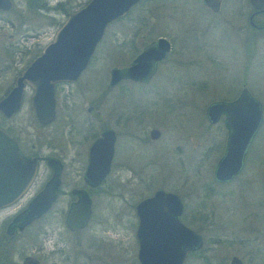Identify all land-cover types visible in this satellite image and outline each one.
Instances as JSON below:
<instances>
[{"label":"rangeland","instance_id":"rangeland-1","mask_svg":"<svg viewBox=\"0 0 264 264\" xmlns=\"http://www.w3.org/2000/svg\"><path fill=\"white\" fill-rule=\"evenodd\" d=\"M43 1L47 8L29 9L24 2L15 0L11 10L0 12V97L13 84L18 72L52 40L66 15L79 9L87 0ZM57 3L63 4L64 11L56 6ZM237 4L234 0H226L220 10L212 14L201 5L200 0H143L124 17L106 26L88 67L79 79L68 87L57 88L55 101L59 111L53 123L36 131L29 106L32 91L28 87L24 89L20 110L7 121L0 116V128L12 127L13 134L18 128L25 127L29 134L27 144H40L43 153L54 151L61 157L64 164L61 188L64 191L81 183L83 156L80 133L85 123L87 103L92 102L108 110L134 101L137 108L145 110L141 117L136 118L137 123H141L137 124V130L154 124L161 130L158 141L137 146V153L131 156L136 165L126 162L132 171L116 166L111 169L100 187V193L94 195L90 225L79 233L75 242L63 231L62 218L67 205L60 197L44 221L48 238L43 250V264L54 261L57 264H72L64 261L58 250L51 252L53 244L57 249L61 246V251L67 253H71L69 249L77 250L76 246L80 245L87 254L97 256L98 263L94 264H127L129 248L135 244L133 202L149 195L155 188L163 187L179 194L186 193V196L188 193L185 199L188 209L193 198L197 195L202 197L200 194L210 190L213 187L210 166L214 164L216 154H205L211 140L220 135L207 130L204 108L210 101L234 97L242 83L263 107L261 137L249 152L246 163L256 165L258 161L260 167L256 172L248 171V167L232 182L231 188L235 191H228L225 195L210 194L206 207L215 214L217 223L227 228L218 227L229 242L214 245V254L221 258L232 254L245 256L243 247L232 240L239 236L250 239V234L235 231L233 227L243 228L246 224L261 227L263 223L264 32L248 29L246 16L249 7L237 12ZM158 36L167 38L172 49L151 82L145 87L124 83L122 86L129 87L128 90L125 88L123 92L121 87H116L101 98L109 69L125 65L145 42ZM67 92L70 96L64 97ZM65 100L71 104L72 138L67 133L68 127L63 126L65 115L61 107ZM197 130L204 135L200 134L195 141L193 138ZM65 138H71L72 143H65ZM48 144L50 147H47ZM176 144L185 148L183 169L176 161ZM126 149L125 140L118 139L116 160L122 158L125 152L130 156ZM192 154L194 157H191ZM197 158H201L200 164L204 165L194 170L190 164ZM38 171L42 179L45 172L43 163H39ZM21 205L22 202H18L7 208L5 213H12ZM247 212L252 214L250 219L245 217L249 216ZM32 232L30 229L19 240L12 242L13 252L23 245L26 254L33 253L31 244L37 238ZM209 235L204 233L206 244ZM107 255H114L112 263ZM81 260L78 258L76 261L80 263Z\"/></svg>","mask_w":264,"mask_h":264},{"label":"water","instance_id":"water-1","mask_svg":"<svg viewBox=\"0 0 264 264\" xmlns=\"http://www.w3.org/2000/svg\"><path fill=\"white\" fill-rule=\"evenodd\" d=\"M141 0H88L79 9L69 12L63 23L55 31L53 38L27 66L15 76L13 85L0 98V114L10 117L20 106L25 87L31 89L30 109L40 124H48L54 119V86L58 82L77 80L87 67L96 45L103 36L106 26L126 15ZM219 0H202L212 11L218 9ZM257 9L261 0H250ZM10 0H0V10H7ZM255 13V12H254ZM169 51V42L159 36L144 45L127 66L111 67L108 71L107 88L118 81L127 79L147 83L155 70V65ZM242 109V130L239 142L229 145L217 162L214 170L216 180H228L240 168L242 154L247 141L261 121L259 102L246 87L239 97L231 102L216 101L209 104L205 114L214 119V110ZM88 111L95 117L98 113L92 107ZM236 126V123L235 125ZM152 137L156 129L150 131ZM231 141H236L232 139ZM113 132L106 130L89 149V161L84 172L85 181L99 184L109 171L113 151ZM103 153L102 158L100 153ZM52 176L45 187L21 211L15 224L23 225L37 218L49 208L54 199V189L58 184L61 168L59 160L46 157ZM36 164L32 158H25L16 147L12 136L0 129V208L15 201L30 185ZM78 200L71 203L65 216V225L70 230L80 229L87 223L90 201L81 189H74ZM181 203L177 195L156 190L151 196L142 198L134 206L136 216L135 239L137 242L138 264H181L185 253L200 244V237L183 226L177 219ZM154 255H158L154 257ZM238 260L232 259V264ZM22 264H38L30 256Z\"/></svg>","mask_w":264,"mask_h":264},{"label":"flooded vegetation","instance_id":"flooded-vegetation-1","mask_svg":"<svg viewBox=\"0 0 264 264\" xmlns=\"http://www.w3.org/2000/svg\"><path fill=\"white\" fill-rule=\"evenodd\" d=\"M19 1L24 2L25 6L29 9L47 8V4L43 0H19ZM225 1L226 0H219L218 1V9L216 11H212L210 8H208L206 5L203 4L202 0H200L201 5L204 6L207 10H209L212 14L217 13ZM234 1L236 3H238L237 4V7H238L237 12H240L242 10V8L249 7V11L247 12V16H246V22H247L248 29L254 30V32L255 31L264 32V0H261V3L257 9L253 8L250 0H234ZM14 2H15V0H10L9 8L7 10H0V12H8L9 10H11ZM57 5L59 6V8H61L63 10V4L62 3H57L56 6ZM155 39H152L150 41L145 42L142 45V47L144 45L152 42ZM167 41L169 42V51L163 59H161L160 61H158L156 63L153 75L151 76V78L149 79V81L147 83H139V82L123 79V80L118 81L116 84H114L110 88H107V84H106L105 90H102L100 97L105 98L108 95V93L116 87L117 88L121 87L123 92H124L125 88H127V90H128L129 87L122 86L124 83H131V84L143 86V87L147 86L151 82V80L154 78V76L156 75L159 66L167 60L169 54L171 53V49H172L171 42L168 39H167ZM142 47L140 48V50L142 49ZM0 49H2V44H1ZM140 50H137L136 53H134L133 57L125 65H122V66H127L130 63V61L134 58V56ZM88 65H89V63H88ZM88 65H87V67H88ZM122 66H112V67H122ZM19 73L20 72H18V74ZM80 75H79V77H80ZM79 77L77 78V80L79 79ZM77 80L72 81V82H58L55 84V86H54V112H55V114H54V119L52 122H50L48 124H40L35 119L34 114H33L32 110L30 109L32 112V115H33V119H34L33 122L35 123L34 127H36V131L38 129H43L44 127L53 123L57 119V115H58L57 112L59 111V110L57 111V104L55 101L56 94H57V88L59 86L68 87L70 84L76 82ZM107 81H108V79H107ZM10 87L4 91L2 96H4L7 93V91L10 89ZM243 87H246L245 83L241 84V87L238 90V92L235 91V93L236 92L237 93L236 94L234 93L235 94L234 97L210 101L204 108V117H205V121H206L207 130L208 129L211 130L214 135L215 134L220 135L219 138L211 140L210 144L207 146V152L205 154V156H207V154L209 152L216 154L214 157V158H216L215 162L213 165L210 166V170H211V174H212V181L211 182L213 184V187L209 188L210 190H208L207 192H203L202 194H200L202 197H199L197 195L198 197L196 196V198H193V200L190 204V207L188 209H187V206L185 204V201H186L185 199H186V197L189 196L188 193L186 196V193L185 194H182V193L179 194V193H176L175 191L166 190L163 187L155 188L149 195L141 197L140 199L133 202V204H132L133 214L135 216V213H134L135 204L139 200H141L142 198L151 196L156 190L161 189L163 191L171 192V193H174L175 195H177V197L179 198V201L181 203V210H180V213L177 215L178 221L183 226H185L186 228H188L189 230H191L193 233H195L196 235H198L200 237V244L197 247H194L193 249H190L185 253L181 264H186V263H192V264H232L233 258H236L238 260L235 264H264V176L263 177L261 176V179H262L261 184H262V189H263V212H262L263 213V223H262V226L260 227V225L258 226V225H254V224H251V225L246 224V226L243 228L233 227V229L235 231L241 230L243 233H245V235L250 234V239H248L247 237L239 236L235 240H232L234 243L243 247V249L245 251V256H239L237 254H232L229 257L221 258V257L216 256L214 254V250H215L213 248L214 245H216L219 242H229V241L226 238L227 236H225L226 234L224 235L221 231L218 230V227L219 228H222V226L224 228H226V227L223 224H218L217 220L215 219V214L213 212H211L212 211L211 209H208L206 207V205L208 204L209 198H210L209 197L210 194L216 193L217 195H219V194L225 195L228 191L231 192L233 190L231 188L232 182H234L243 172H245V170L248 167H249L248 171H250V172H256L259 170L258 167H260L259 166L260 164L258 161H257L258 164H256V165L255 164H251V165L246 164L249 152L253 149L258 138L261 137L260 136V134H261L260 130L262 128V122H263L262 104L254 96H252V94L247 89L249 94L259 102V105L261 108V115H262L261 121H260L258 127L256 128V130L254 131V133L251 135V137L247 141V144H246L245 149H244L243 154H242L241 165H240L239 170L234 175H232L228 180H216L214 178V170L216 168L217 162L219 161V159L222 157V155L226 151V148L229 145L233 146L239 142V140H238L240 137L239 131L244 129L243 125L241 123L243 120L242 114L244 113V111L242 109H235L234 111L230 110L228 112L225 110H214V112L212 113L214 115V119H209L205 114V109L212 102L224 101L226 103H231V102L235 101L239 97L240 92L243 89ZM23 93H24V91H23ZM69 93L70 92H67L66 94H64V97H68V95L70 96ZM118 95L120 96V94H118ZM166 102L171 103V101H166ZM21 103H22V101H21ZM29 106H30V103H29ZM70 106H71V104L67 100H65L63 102V107H61V108H62L64 115H65L63 126L68 127L67 133L69 134V137L72 138V137H74V132H73L74 129H73L72 118L69 116L70 115L69 114L70 113L69 112ZM88 107H92L93 110L98 113L97 117L93 116L88 111ZM19 110H20V108H19ZM85 112H86V117H84L85 123H83L82 132L80 133V135L82 137V140H81L82 154L81 155L83 156V161L81 163L82 164V172L80 175L81 183L78 186H74V187L70 188L69 191H64L61 188V183H62L61 179H62L64 164H63V161L61 160V157L59 155L55 154L54 151L48 152V153H43L41 148H40V144L36 145L35 143H31V142L29 144H27L28 143L27 135H29V134L26 132L25 127L18 128L17 131H15V132L13 131L14 132L13 134L11 131V130H13L12 127L4 128V129L0 128L14 138V140L16 142V147L21 152V154L25 158H32L33 160H35V164H36L34 177L31 181L30 185L27 187V189L11 204L0 208V216H2L0 218V264H22L23 259L26 256H30V257L35 258L38 261V264H43V259H42V258H44L43 250H45V240L48 238V234H47L48 230L45 229V227L47 225L45 224L44 221H46V218L51 213L54 204L60 199L61 196L64 198V202L67 205L66 210L64 211V214H63V218H62V225L64 226L63 231L67 232V234H69L71 236V238H72L71 240L73 242H75V240L78 239L77 236L79 235V233H81L85 228H87L90 225L91 217L93 215L92 204L94 201L93 199L95 197L94 195L95 194L97 195L100 193V191H101L100 187L102 186L106 177L109 175L111 169H113L114 166H116L122 170L132 171V168L129 167L126 162L134 163L136 165L135 161H131V156L132 155L134 156L135 152L137 153V151H136L137 146L141 145V144H146V145L152 144L153 142L158 141L161 137L160 127L154 126L155 125L154 123H151L154 125H150L146 129L144 127L142 130H141V128L139 130H137V124H141V123H137L136 118L141 117L145 113V110L142 109L141 107L137 108L134 101L133 102H127L126 104L123 103V104L115 105L114 107H111V109H108V110H104L102 107L97 106L95 103L89 102V103H87V105L85 107ZM16 113L11 115L10 117H5L2 114H0V116L4 120L7 121V120L11 119L12 116H14ZM235 123H236V126H234ZM152 129H156L158 131V133L153 135V137L150 133V131ZM106 130H111L113 132V144H112L113 145V151H112L111 159L109 162V171L106 174V176L104 177V179L99 184L91 185V183L89 181H85V179H84V172H85L86 166H87L88 161H89V149H90L91 144L101 136L102 132H104ZM139 132H141V134H139ZM21 134L24 136L22 137ZM200 134L204 135V132L199 133V130H197L195 133V136H194L195 138H193V139H195V141H197L199 139V136H201ZM71 138L69 140H67L65 138L67 140L65 143H68L69 141L71 142ZM118 139L125 140V146L127 147L126 150H128L129 154H130L129 157L126 155V152H125V154L123 155L122 158H120L119 160H116V158H115V145H116V142L118 141ZM232 139H235L236 141H231ZM181 145L182 144H176L174 150L175 151L177 150L176 151V154H177L176 161L179 164V167H181L183 169L184 168V162H185V160H184L185 159V154H184L185 148L183 146L181 147ZM194 145L197 147L198 143L195 142ZM47 147H50V144H48ZM64 148H66V145H64ZM102 156H103V153L101 151L100 157L102 158ZM192 156L194 157V154H192L191 157ZM46 157L56 158L57 160H59L60 165H61V168H60V171H59V174L57 177L59 182L54 189V199H53L51 205L49 206V208L47 210H45L43 213H41L37 218L32 219L31 221L27 222L26 224L16 225L15 219H16L17 215L26 208L28 203L45 187V185L51 179L52 171H51V168L46 164V160H45ZM200 159L201 158H197V159L191 161L190 165H192V168L194 170L195 169L197 170V169H199L200 166L204 165V164H200ZM39 163H43V166L45 168V172L42 175V179H41V176H38L39 175V171H38ZM38 179H40V181H37ZM74 189L75 190L81 189L83 191V195L89 199V201H90V214H89V218H88L85 226H83L80 229L70 230L65 225V216H66V212H67L70 204L74 203L78 200V195L72 193V191ZM233 191H235V190H233ZM238 194H240V192ZM18 202L19 203L22 202V205L20 206V208H18V210L14 211L12 213L11 212L5 213V210L7 208H9L10 206H13L14 204H17ZM248 214H249V216L245 215V217L250 219L252 217V214L250 212ZM135 218H136V216H135ZM30 229L33 230L32 233L34 234V237L37 238V239H33V243L31 244V246L33 247V253L26 254L24 252L23 245H20V249L18 251L13 252V250H12L13 245H11L12 242H14L15 240H19ZM51 233H53V231H51ZM204 233L210 234L208 237V241H207L208 244H206ZM134 234H135V229L133 232L135 244H134V246H131L129 248L130 250L128 251V262H127V264H138V260H137V248L138 247H137V242H136ZM39 235H40V237H39ZM53 246H54V248L51 252L58 250V252L62 253L64 261H66L68 263H70V262L72 264H94V262L98 263L97 262L98 261L97 256L93 255V254H90V255L87 254L86 251L84 252V248H82L80 245L76 246L78 248L77 250H75L76 248L69 249L68 251H70L71 253L61 251V246H59V248L57 249L56 244H53ZM48 252L46 251V253H48ZM157 256L158 255H154V257H157ZM78 258L82 259L80 263H77V261H76ZM107 258L108 259L111 258L110 263H112L113 259H114V255H111L110 257L107 255ZM100 259H101V261H103L104 256H103V259L102 258H100ZM51 264H57V263L54 261Z\"/></svg>","mask_w":264,"mask_h":264},{"label":"trees","instance_id":"trees-1","mask_svg":"<svg viewBox=\"0 0 264 264\" xmlns=\"http://www.w3.org/2000/svg\"><path fill=\"white\" fill-rule=\"evenodd\" d=\"M143 0H141L140 2H139V4L142 2Z\"/></svg>","mask_w":264,"mask_h":264}]
</instances>
